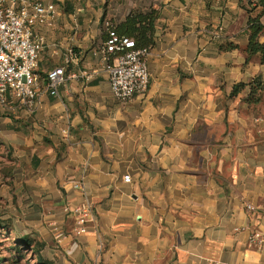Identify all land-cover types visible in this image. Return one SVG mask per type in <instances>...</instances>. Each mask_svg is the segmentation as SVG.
Masks as SVG:
<instances>
[{"label": "crops", "instance_id": "obj_1", "mask_svg": "<svg viewBox=\"0 0 264 264\" xmlns=\"http://www.w3.org/2000/svg\"><path fill=\"white\" fill-rule=\"evenodd\" d=\"M29 1L57 7L34 29L38 75L67 67L59 97L0 104V225L32 242L33 264H264V91L232 96L264 83L246 53L251 0ZM137 9L160 18L147 95L123 106L97 52L103 18Z\"/></svg>", "mask_w": 264, "mask_h": 264}, {"label": "built area", "instance_id": "obj_2", "mask_svg": "<svg viewBox=\"0 0 264 264\" xmlns=\"http://www.w3.org/2000/svg\"><path fill=\"white\" fill-rule=\"evenodd\" d=\"M57 7L29 0H0V104L8 97L20 101L34 109L41 89L53 98L59 97V89L66 82L67 67L55 68L46 77L38 75L39 61L45 42L37 38L34 29L38 25L56 18ZM105 27L109 30L108 39L98 50L106 65V72L114 99L123 106L136 97H145L150 87L149 49H136L132 39L116 34L110 21ZM75 63V53L70 52L68 65ZM126 183L131 176L124 177ZM250 211L255 208L248 206ZM74 213L78 216L75 233H87L92 220V204L89 200ZM259 235L252 238L256 242Z\"/></svg>", "mask_w": 264, "mask_h": 264}, {"label": "trees", "instance_id": "obj_3", "mask_svg": "<svg viewBox=\"0 0 264 264\" xmlns=\"http://www.w3.org/2000/svg\"><path fill=\"white\" fill-rule=\"evenodd\" d=\"M249 20L247 25V33L249 35V44L246 53L250 58L258 56L260 62L264 65V43L260 42V37L264 33V0L248 1ZM260 12L256 13L259 8ZM160 18V13L157 10L151 9L149 11L132 10L126 18L120 22L111 21L113 29L120 37L132 39L135 42L136 49H151L155 45L156 23ZM106 16L103 18V39H108L109 30L105 27ZM238 49L237 45L233 43H225L220 46L221 52L233 51ZM249 87L250 95L248 102L251 105H258L262 101V93L264 91V83L256 79L249 84H239L235 87L232 96H236L240 91ZM0 235L13 234V228L10 225H0ZM10 233V234H9ZM15 248L14 258H10V264L19 263L27 258V253L32 246V242L28 239L18 238L12 241ZM1 244V242H0ZM12 261V262H11ZM5 259H0V264L4 263Z\"/></svg>", "mask_w": 264, "mask_h": 264}, {"label": "rangeland", "instance_id": "obj_4", "mask_svg": "<svg viewBox=\"0 0 264 264\" xmlns=\"http://www.w3.org/2000/svg\"><path fill=\"white\" fill-rule=\"evenodd\" d=\"M120 19L115 17L108 16L107 21H119ZM1 233V231H0ZM16 237L14 235H0V259H5V262L2 264H10V258H14L15 256V251H14V244L12 241H15ZM27 255V254H26ZM12 262V261H11ZM15 264H33L32 260L30 259L29 256H27V260L21 261L19 263Z\"/></svg>", "mask_w": 264, "mask_h": 264}]
</instances>
